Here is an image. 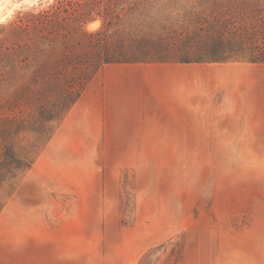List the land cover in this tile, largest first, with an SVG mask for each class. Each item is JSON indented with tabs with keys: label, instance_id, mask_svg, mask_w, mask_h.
<instances>
[{
	"label": "rangeland",
	"instance_id": "obj_1",
	"mask_svg": "<svg viewBox=\"0 0 264 264\" xmlns=\"http://www.w3.org/2000/svg\"><path fill=\"white\" fill-rule=\"evenodd\" d=\"M194 2L0 0V108L36 70L60 69L64 56L93 58L98 39L118 43L181 33ZM75 105L15 191L0 188L7 208L23 185L36 187V179L45 177L60 186L64 206L74 193L102 195V209L99 203L88 217L102 228H139L142 241L165 239L174 228H186L190 240L222 241L229 228H264V153L214 150L229 141L217 136L219 130L186 137L163 128L126 129ZM46 107L52 110L54 103ZM99 252L117 253L107 244ZM21 255L20 233L0 228V264H21Z\"/></svg>",
	"mask_w": 264,
	"mask_h": 264
},
{
	"label": "crops",
	"instance_id": "obj_2",
	"mask_svg": "<svg viewBox=\"0 0 264 264\" xmlns=\"http://www.w3.org/2000/svg\"><path fill=\"white\" fill-rule=\"evenodd\" d=\"M75 109L122 128H163L172 136L219 130L229 141L214 150L264 153V64H108ZM34 184L23 185L21 197L0 215V228L20 233L21 264H143L153 250L148 264H264V228H229L226 241L190 240L186 228H174L165 239L142 241L139 228H102L88 217L99 203L102 209V195L74 193L64 206L52 178ZM104 244L115 246L116 255L101 257Z\"/></svg>",
	"mask_w": 264,
	"mask_h": 264
},
{
	"label": "trees",
	"instance_id": "obj_3",
	"mask_svg": "<svg viewBox=\"0 0 264 264\" xmlns=\"http://www.w3.org/2000/svg\"><path fill=\"white\" fill-rule=\"evenodd\" d=\"M117 42L98 39L93 58L64 56L60 69L36 70L31 83L19 87L10 104L0 108V188L10 185L11 194L15 191L105 65L264 64V0H196L181 33ZM50 103L52 110L46 107ZM6 205L0 197V215Z\"/></svg>",
	"mask_w": 264,
	"mask_h": 264
},
{
	"label": "bare ground",
	"instance_id": "obj_4",
	"mask_svg": "<svg viewBox=\"0 0 264 264\" xmlns=\"http://www.w3.org/2000/svg\"><path fill=\"white\" fill-rule=\"evenodd\" d=\"M0 11H1V10H0ZM1 17H3V15H2Z\"/></svg>",
	"mask_w": 264,
	"mask_h": 264
}]
</instances>
